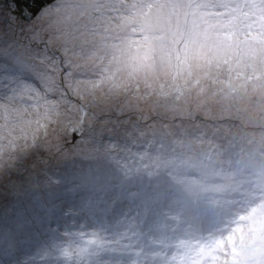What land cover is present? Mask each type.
Returning a JSON list of instances; mask_svg holds the SVG:
<instances>
[{
    "label": "rangeland",
    "instance_id": "374dc122",
    "mask_svg": "<svg viewBox=\"0 0 264 264\" xmlns=\"http://www.w3.org/2000/svg\"><path fill=\"white\" fill-rule=\"evenodd\" d=\"M198 2L207 5L200 11L207 14L210 28L219 24L232 31L226 44L213 48L212 57L205 59L197 55L179 64L174 57L169 60L160 55L137 64L127 59L117 62L106 60L102 67L109 69L108 76H102L99 68H92L87 73L88 79L103 81L95 88L82 85L77 93L69 91L55 101L49 99L47 102L39 97L29 98L21 91L18 94L20 99L0 102V225L4 236L8 237L4 242L8 244L0 249L1 261L6 258L5 261L13 260V264H41L40 261L44 264H67L60 257V249L69 244L84 245L95 230L106 240L120 241L119 245H113L115 252L105 251L104 259L109 264H153L156 259L160 264H224L221 242L227 241L229 236H234L238 245H256L258 242L251 264H264V150L260 152L264 148V38L260 35L264 32V0ZM54 7L52 4L43 9L36 16V23H43V17ZM95 7V0H70L67 12L72 23H82V16L86 19V14ZM225 57L227 66L221 62ZM204 118L215 120L205 121ZM83 122H87L84 131L81 130ZM191 122L195 124L189 125ZM112 124L118 125L117 128ZM207 125L217 128L213 133L231 151H235V147L248 150H243L239 156L231 152L230 162L235 164L226 159L222 166V169L236 175L244 173L242 177H246L245 172L250 175L251 181L246 178V189H242L250 192L244 200L246 203H236L234 206L237 208H234L221 197L164 195L181 209L192 208L189 213L178 212L175 205L174 210H167L166 218L161 201L144 208L134 206L143 201L139 192L124 194L128 200L118 199V196L114 198L115 208L121 210L117 215L115 209L101 211L98 204L86 198L84 189L93 187L94 176H106L103 174L106 172L108 178H118V175L126 173L133 149L131 159L139 158L137 144L133 146L128 142L132 138L128 133L143 141L153 135L152 143H156L159 137L165 139L170 132L180 131L192 133L202 141L209 138L199 134L210 133L205 131ZM175 126L180 127L166 130L165 135L158 136L161 128ZM188 128L191 130L187 131ZM81 131L85 143L79 140ZM106 133L122 136L121 140H102ZM51 134L52 141L50 138V143L44 142ZM34 142L33 146H26ZM150 143L142 144L145 149L141 165L146 169L145 176L152 172L153 179L158 178L157 173L163 165H168L165 171L173 175L175 162L181 161L178 151L167 154L161 146L163 144H158L155 148L159 156L157 150L149 146ZM34 150H43L40 163L36 162L38 156ZM127 150H130L129 154H125ZM220 150L218 144L209 143L206 149H201L206 157L194 160L197 168L203 171L212 169L211 177L200 172L194 173L193 179L183 174L180 177L192 182L190 185L197 191L211 192V185H219L214 168L217 164L209 157L214 159ZM67 151L68 156L64 154ZM191 151L192 147L187 142V154L183 160L188 159ZM233 156H236L235 160ZM45 158L51 159V167L58 174L70 171L69 180H81L83 188L77 194L76 189L69 192L76 196H66L65 202H71L68 210L62 211L61 200L46 202L44 198L46 185L42 182L55 185L57 194L61 195L66 179L57 175L52 181L50 178L53 177L46 173ZM75 161L80 162V169L72 174ZM95 163L99 164L96 168ZM141 176H132L131 180L141 182ZM122 182L129 184L132 181ZM153 182L151 186L156 187ZM162 188L169 190L166 185ZM107 193L106 187L101 188L99 195H95L96 200L100 204L110 203L109 196L105 197ZM8 195L9 199L3 198ZM205 201L214 203L203 206ZM40 206L49 212L36 210ZM136 212L139 214L130 218L131 213ZM177 212L180 219L188 217L193 225L181 233L176 230L178 225L170 232L169 229L164 231V228L173 226L174 222L169 217ZM192 212H195L193 216ZM74 215H81V221L72 226L76 219ZM121 226L126 231L116 230ZM182 226L180 223L181 229ZM30 229L36 232L29 234ZM77 233L88 235L79 239ZM197 248L202 250L200 257ZM141 250L145 253H140ZM46 252L50 255L45 256ZM150 255L155 260H147Z\"/></svg>",
    "mask_w": 264,
    "mask_h": 264
},
{
    "label": "snow or ice",
    "instance_id": "6c2138e0",
    "mask_svg": "<svg viewBox=\"0 0 264 264\" xmlns=\"http://www.w3.org/2000/svg\"><path fill=\"white\" fill-rule=\"evenodd\" d=\"M22 3L27 0H0V102L20 99L21 91L47 102L77 93L82 85L95 88L103 81L88 79L87 73L99 68L108 76L109 69L102 67L106 60L137 64L160 55L179 64L197 55L208 59L232 34L226 25L210 28L207 14L200 11L207 5L198 0H95L82 23L71 22L70 0H52L55 7L40 24ZM260 35L264 38V32ZM221 62L227 66V57ZM221 243L224 264H251L258 247V242L238 245L234 236ZM119 244L94 230L84 245L61 248L60 257L67 264H109L105 251L115 252L113 245Z\"/></svg>",
    "mask_w": 264,
    "mask_h": 264
},
{
    "label": "trees",
    "instance_id": "16d2710c",
    "mask_svg": "<svg viewBox=\"0 0 264 264\" xmlns=\"http://www.w3.org/2000/svg\"><path fill=\"white\" fill-rule=\"evenodd\" d=\"M50 5H52V0H27L26 5L22 3L21 7L24 8L26 12L30 9L31 12L36 17L37 15H39L42 12L43 9H45L47 6H50ZM5 7H6V5H5ZM0 93H2L4 95V93L2 91H0ZM204 119H205V121L215 120V119H210V118H204ZM194 121H197V120L194 119ZM85 124H87V122L86 123L83 122V127L81 128L82 131L86 130ZM188 124L192 125L195 123L191 122ZM104 125H109V124H104ZM111 126L113 128H117L118 125L112 124ZM178 127H180V126L169 127L167 129L161 128V134H159L158 136L165 135L166 130H174V129H177ZM216 129L217 128H215L213 126L207 125L205 131L210 132V133H199V134L204 135L205 137L209 136V138L204 139L202 141H198L196 139L195 135H193L192 133H181L180 131L179 132L173 131V132H170L169 137L166 136L165 139H163L162 137H159V140L157 141L158 143L156 142L157 144L152 143L153 135L147 137L143 141L141 138L136 137V136H132L131 133H128L132 137L128 140V142H130L131 145H133V146H134V144H137L136 149H138V152L140 151L139 152L140 154L138 156L139 158H137L135 161H133L131 159L132 158L131 156L134 152V149H133L132 154L129 155L130 160L128 162L130 164H128V166H127L126 173L122 174V175H118V178L117 177L116 178H113V177L108 178L107 175H109V174L106 172L103 173L106 176H102V177L94 176L93 177L94 178L93 187L90 188V187H87L85 185V187H87V189H84L85 190L84 194H85L86 198H90L93 202L98 204V207L99 206L101 207V211H103L104 209H106V210L115 209L116 211L115 210L114 211H115V214L117 215V214L121 213V210L118 208H115L117 205L114 202V198L116 196H118V199H119V197L123 198V199H127L124 196V194H131L134 192H139L142 194V200L143 201H140L137 205H134V206L144 208V207L148 206L149 203H151L150 204V206H151L152 202L161 201V206L163 209L162 213L166 218H167V214H168L167 210L168 209L174 210L175 205L177 207L178 212L180 210V211H185L186 213H189L192 211V208L187 207L186 209H181L179 207V205L173 203L171 200H166L165 204H163L162 199L158 195H156V194H158L157 192H159V191L166 196L177 194L179 196L189 195L190 197H196V196L221 197L222 201H224L223 199L226 198L228 200L229 204L234 206V204L237 203V205H238L239 202L246 200L248 195L250 194V192L248 190H242L244 187H246V184H247V183H245L246 180L243 178H247V180H248V178H250V175L248 174V172H245L246 177H242L244 175V173H242L241 175H236L235 173L233 174L232 171H229L226 168L222 169V166H223L224 160L228 159V161L230 162V157L233 155V154H231V152L234 153V155L239 156L242 153V151L246 150V149H244L245 147H235V151H231L228 147L225 146L224 142L220 141L218 139L217 135L215 133H213V131ZM188 130H191V128H188L187 131ZM82 131H81V133H78L79 134V140H81L83 143H85V140L83 139V136H82V134H83ZM109 134H112V133H106L101 139L102 140L112 139V140H116V141L121 140L122 136L117 137V136H113V135H109ZM52 135L53 134H51L46 140H44V142L50 143L52 141V138H53ZM50 138H51V141H49ZM137 138L141 139V141H139ZM166 139H168L167 143L165 142ZM206 140H208V141H206ZM159 141H161V142H159ZM149 142H151L149 144V146L153 147V149H156V150H157V148H155V146H157L158 144H163L165 142L166 144L165 145L163 144L161 146H163L167 150V154H171V151H174V153L178 151V153H179L178 157L181 159V161H179L178 165L174 164L175 168H174V174L173 175L167 174V172L165 171V168L169 167V166L163 165L162 168L157 173L158 178L153 179V177H152L153 173L152 172L148 173V174H150L149 176H145L146 169H144L143 166L141 165V163L143 161L142 160V158H143L142 151L145 149V147H143L142 144L143 143L148 144ZM187 142L190 143V146L192 147V151H191L188 159L186 158L185 160H183L187 154V152H186ZM209 143L218 144L221 148L220 152H218L215 155L214 159L209 157V160H212L213 162H215L217 164V165H215L214 168H215V174L218 176V177H216L217 178L216 183H218L219 186L216 187V186L211 185V192L210 191H200V190L197 191V190L193 189L192 186L190 185V183H192V182H186L183 178L180 177V175L183 174L184 176H186L188 178H192V179L195 178L194 171H191V169H189V168L192 166H196L194 160H199V158L206 157L205 152L204 151L201 152V149L202 148L206 149V145ZM34 144H35V142L33 144L27 143L26 146L30 147V146H33ZM167 144L172 145L173 147H169V146H167ZM198 147H200L199 151H198ZM171 148H174V149H171ZM182 150H183V152H181ZM263 150H264V148H262L260 150V152H262ZM34 151H35L36 155L38 156V158L36 159V162L40 163L39 158L43 154V150H34ZM246 151H248V150H246ZM129 153H130V150H127L125 152V154H129ZM157 153L159 155L158 150H157ZM202 153H203V155H202ZM64 154H66V156H68L69 151H67ZM243 154H245V153H243ZM236 156H233L234 160H235ZM45 159L48 160V162L46 160V168H45L46 173L50 174V176L53 177V178H50L48 176V178H50L53 181L57 175H61V176H64L66 179H65V185L63 187H61V192L63 193L61 195L57 194V187L55 185L49 184L48 182L46 183L45 181L42 182V185H46V189H45L46 196L44 198L46 199V202H49V201L52 202L54 199H56V200L59 199V200H61V203H66L65 202L66 196L67 197L76 196V195H70L69 192L76 189L75 194H77L81 190L80 188H83L82 185L80 184L81 180H79V179L77 181L69 180L70 171L66 172L64 174H58L56 171H54L55 168L51 167V164H52L51 159L50 160L48 158H45ZM176 160H177V157H176ZM175 163H177V162H175ZM230 163L235 164L234 161L230 162ZM98 165L99 164L95 163V165H94L95 168ZM72 169H73V171H71V173L76 174V171H74V170L80 169V162L75 161L74 165L72 166ZM230 169L232 170L233 168L231 167ZM51 171H53V172H51ZM199 171H203V170L199 169V170L195 171V173H199ZM242 171H244V169H242ZM203 172H206V171H203ZM154 173H156V172H154ZM141 174H142L141 182L137 181V183H134L133 180H131L132 176L139 177ZM232 174H233V176H232ZM204 176L206 177V175H204ZM29 177H30V175L27 176V179H29ZM212 178H213V176H212ZM122 181H125V182L132 181V182L129 184H126V183H123ZM181 181L183 183L182 185H180ZM151 182L155 183L156 187H152ZM71 184H73V185H71ZM164 185H166V187L171 190V192L169 194L164 192V189L162 188ZM53 186H54V188H53ZM77 186H79V187H77ZM103 187H106L108 189V193L105 195V197L109 196V202L110 203H108V204H100V202H98L95 198V195H99V192L101 191V188H103ZM38 189L43 190L41 188H38ZM174 190L175 191L177 190L178 192L176 193ZM10 195H8L7 197L3 196V198L9 199ZM42 196H44V195L42 194ZM239 196H240V199H238ZM244 202L246 203V201H244ZM210 203H214V201L202 202L203 206H206ZM215 203H218V200ZM127 205H130V204L127 203ZM234 208H237V206L236 207L234 206ZM61 209H62V211L65 210L63 208H61ZM36 210H39L40 212H44V211L47 213L49 212L47 209H44L42 206H40L39 208H36ZM238 211H239V209H238ZM139 212H142V210H140ZM139 212L131 213L130 218H133L134 215L136 216L137 214H139ZM178 212H177V214H175V215L172 214L171 217H169L171 219V222H174L173 226L169 227V228H164L163 229L164 231H166V229H169V232H170V231H172V228L175 225H178V229H179L178 231H180L179 233H181V231H188L189 225H191V226L193 225V223H191L189 221L188 217L180 219L178 217ZM193 213H195V212H192L191 216L194 215ZM27 214L31 215V213H27ZM32 214H34V213H32ZM63 214H64V212H63ZM20 215L21 216L23 215L22 211H20ZM66 215L64 216L65 218H66ZM74 217L76 218L75 219V221H76L78 218H81V215L79 217L74 215ZM166 218H164V222H166ZM238 218H239V216H237V219ZM71 220L72 219H70L69 221H71ZM180 223L183 224L182 229L179 227ZM128 227H129V229L133 228L132 226H128ZM116 230H125L126 231L124 226L118 227ZM149 230H151V229H149ZM149 230H147V231H149ZM153 230H158V229H153ZM40 231L41 230H38V232H40ZM28 232H29V234H34L36 232V230L30 229V230H28ZM7 238L8 237L4 236V231L2 230V227L0 225V242L4 243L7 240ZM4 244L6 245V244H8V242H6ZM201 246L202 245L200 244V247ZM197 253H198V257H200L202 250L197 248ZM5 259H4V261L0 260V263H2V264H13V262H12L13 260L5 261ZM147 260L152 261V260H155V258L153 256L151 257V255H150ZM178 260H180V259L178 258ZM40 263L44 264L43 261H40ZM179 264H184V263L180 262Z\"/></svg>",
    "mask_w": 264,
    "mask_h": 264
},
{
    "label": "bare ground",
    "instance_id": "6f19581e",
    "mask_svg": "<svg viewBox=\"0 0 264 264\" xmlns=\"http://www.w3.org/2000/svg\"><path fill=\"white\" fill-rule=\"evenodd\" d=\"M176 165H178L179 164V162H177V163H175ZM189 169H191V171H194V173H195V171H197V170H199L200 168L198 167H196V166H192V167H190ZM54 170V169H53ZM55 171V170H54ZM51 172H53V171H51ZM201 174H204V175H207V176H210L211 177V175L213 174V171H212V169H209V168H207V171L206 172H203V171H199ZM245 180H246V178H244ZM248 180L249 181H251V177L250 178H248ZM245 183H247V182H245ZM244 189H246V187H244ZM175 191V190H174ZM15 192V191H14ZM164 192L165 193H167V194H169L170 192H171V190L169 189V190H164ZM176 193L178 192L177 190L175 191ZM158 194H156V195H158V196H160L161 197V199H162V202H165L167 199L164 197V194H162L160 191L159 192H157ZM159 203H161V202H159ZM69 204H71V202H67V203H62V205H63V207H64V209H66V210H68L69 209ZM150 204L151 203H149L148 204V206H150ZM78 223L81 221V219L80 218H78L77 220H76ZM74 222L73 224H72V226H75V225H77L78 223L77 222ZM77 223V224H76ZM177 230H179V229H177ZM79 239H80V237H79ZM2 247V248H1ZM4 247H5V244L4 243H1L0 242V249H4ZM140 253H145L143 250H141L140 251ZM167 255L165 254V257H166Z\"/></svg>",
    "mask_w": 264,
    "mask_h": 264
},
{
    "label": "water",
    "instance_id": "95a60500",
    "mask_svg": "<svg viewBox=\"0 0 264 264\" xmlns=\"http://www.w3.org/2000/svg\"><path fill=\"white\" fill-rule=\"evenodd\" d=\"M74 137L76 138V135H74Z\"/></svg>",
    "mask_w": 264,
    "mask_h": 264
}]
</instances>
